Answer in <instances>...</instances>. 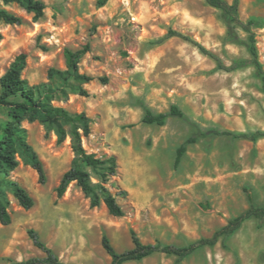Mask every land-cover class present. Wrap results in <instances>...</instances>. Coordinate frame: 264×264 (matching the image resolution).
<instances>
[{
	"label": "rangeland",
	"instance_id": "1",
	"mask_svg": "<svg viewBox=\"0 0 264 264\" xmlns=\"http://www.w3.org/2000/svg\"><path fill=\"white\" fill-rule=\"evenodd\" d=\"M41 1L45 9L35 18L18 3L0 0V9L22 18L20 25L0 21V76L25 53L22 78L30 86L48 82L50 68L65 69L66 49L88 46L78 67L93 78L84 85L89 96L70 94L52 104L91 119V134L81 140L88 153L116 156L118 173L105 186L124 215L113 217L102 204L90 208L76 185L57 198L54 189L74 156L70 138L58 144L53 130L25 120L20 127L47 181L38 183L20 151L18 166L0 175L34 199L24 210L7 192L11 223L0 224V264L44 256L28 237L30 229L64 264H109L103 236L117 252L133 247L131 230L144 244L185 246L211 237L251 204L264 206V138L253 142L213 133L264 131V94L255 69L247 64L218 70L189 41L162 40L176 31L230 66L250 60L240 27L204 0H107L102 7L99 0ZM238 15L254 22L264 69V0H240ZM172 105L181 117H169L163 126L141 122L146 110L166 113ZM6 121L7 110L0 108V122ZM189 137L197 142L175 167L176 149ZM125 264H264V220L249 219L231 237L180 262L156 253Z\"/></svg>",
	"mask_w": 264,
	"mask_h": 264
},
{
	"label": "trees",
	"instance_id": "2",
	"mask_svg": "<svg viewBox=\"0 0 264 264\" xmlns=\"http://www.w3.org/2000/svg\"><path fill=\"white\" fill-rule=\"evenodd\" d=\"M107 0H99V7L104 6ZM240 0H204L212 8L221 11L228 17L229 21L240 27L247 34L246 48L250 55V60H237L230 66H226L222 61L209 52L199 43L191 40L176 31L169 30L164 39L170 37H180L196 46L201 53L209 56L216 63L218 70L225 72L235 71L247 64L252 66L261 82V91L264 94V69L259 61L256 47V35L253 30L254 22L249 20L243 22L238 15ZM5 3L15 2L24 7L28 12L33 13L35 18L42 16L45 4L41 0H4ZM0 21L6 25H20L22 18L16 16L5 9H0ZM2 35L0 34V41ZM161 40V41H162ZM88 52V46L82 50H65V69L59 70L50 68L47 71L48 82L30 86L22 78V72L26 67V54L20 53L10 63L5 73L0 76V108L7 110L8 121L0 122V175H7L8 171H13L18 166L16 155L20 151L27 160L30 167L36 172L38 183L44 185L47 181L43 168V163L37 153L26 143L25 130L20 125L23 121H39L48 129L55 132L57 143L61 144L66 137L70 138V145L73 152V160L70 168L65 171L54 192L57 198H61L69 185H75L89 199L90 208L105 205L109 215L122 217L124 211L117 203L115 196L105 186L109 180L118 173L117 158L114 155H104L102 158L93 153H88L82 146V137L91 134V119L84 113H71L62 107L52 104L54 100H66L70 94L88 97L89 92L84 85L92 81L93 78L79 72L78 64L82 56ZM105 82V80H103ZM182 113L177 106L172 105L166 113H153L146 110L141 122L146 125L163 126L169 117H181ZM68 127V130L66 129ZM220 136H231L234 138L247 139L256 142L264 138V131L256 130L252 133H236L230 131L213 132ZM208 133H201V137ZM197 137H189L177 149L174 166L177 167L185 155L187 147L197 142ZM90 172L96 178L92 181ZM9 192L18 205L24 210H29L34 206V199L21 186L6 179H0V224L7 226L11 223V214L8 210ZM125 193V192H122ZM257 221L264 220V206L251 204L246 210L237 216L229 219L223 227L216 230L209 238H201L185 246L165 245L160 242L156 244H144L140 241L134 231H130L133 247L124 252H117L111 245L110 240L103 236L101 245L110 257L109 264H125L127 262H138L156 253H164L175 256L180 262L204 247H212L220 240L231 237L245 221L249 219ZM33 245L38 248L44 256L41 258H30L22 264H64L57 255L48 248L39 238L38 233L30 229L27 232Z\"/></svg>",
	"mask_w": 264,
	"mask_h": 264
},
{
	"label": "crops",
	"instance_id": "3",
	"mask_svg": "<svg viewBox=\"0 0 264 264\" xmlns=\"http://www.w3.org/2000/svg\"><path fill=\"white\" fill-rule=\"evenodd\" d=\"M70 185H75V183L74 182H72ZM102 205H104L103 203H102ZM105 206V205H104Z\"/></svg>",
	"mask_w": 264,
	"mask_h": 264
}]
</instances>
